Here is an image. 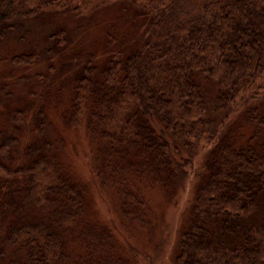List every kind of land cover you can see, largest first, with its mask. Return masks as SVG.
<instances>
[{
  "label": "trees",
  "instance_id": "16d2710c",
  "mask_svg": "<svg viewBox=\"0 0 264 264\" xmlns=\"http://www.w3.org/2000/svg\"><path fill=\"white\" fill-rule=\"evenodd\" d=\"M106 8L142 31L109 33L103 56H86L69 82L64 125L89 141V178L60 161L58 137L41 138L25 166L30 211L10 222L24 257L4 264H140L132 232L151 221L143 189L174 207L203 139L193 216L176 229L171 262L264 264V0H0V39L41 12ZM64 33L50 37L63 45ZM13 113L16 122L22 110ZM93 188L112 200L105 217Z\"/></svg>",
  "mask_w": 264,
  "mask_h": 264
},
{
  "label": "rangeland",
  "instance_id": "374dc122",
  "mask_svg": "<svg viewBox=\"0 0 264 264\" xmlns=\"http://www.w3.org/2000/svg\"><path fill=\"white\" fill-rule=\"evenodd\" d=\"M129 18L135 17L124 13L119 18V10L111 8L98 9L81 18H75L71 12L51 10L13 22L14 28L0 39V159L6 164V173L0 175V264L24 257L19 245L9 236L10 222L16 219L17 208V213L23 209L26 213L30 211L31 183L27 182L25 166H29L34 155L33 147L43 144L42 137H58L60 161L82 181L89 178L84 160L90 149L89 141L81 132L64 125L62 113L69 97L72 83L69 82L74 69L86 56L90 54L94 60L103 56L112 35L125 40L133 31L138 32L135 37L141 34L139 23L132 25L130 20H125ZM59 28L65 30L63 45L57 43L56 37H50ZM119 45L121 42L112 41L113 48ZM23 51L34 54L32 64L15 66L7 61ZM16 109L22 113L13 122L8 114L14 115ZM207 142L203 139L199 143L184 187H177L176 193L172 189L174 185L171 187L177 199L174 207H164L160 192L143 189L146 218L151 224L134 228L132 232L134 244L142 253L140 264H172L176 229H185L193 216L188 207L191 185ZM106 194L94 188L91 192L104 217L112 210V200L102 196Z\"/></svg>",
  "mask_w": 264,
  "mask_h": 264
}]
</instances>
